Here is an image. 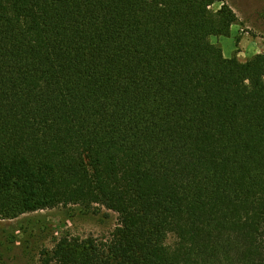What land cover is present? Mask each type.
I'll list each match as a JSON object with an SVG mask.
<instances>
[{
    "label": "trees",
    "instance_id": "obj_1",
    "mask_svg": "<svg viewBox=\"0 0 264 264\" xmlns=\"http://www.w3.org/2000/svg\"><path fill=\"white\" fill-rule=\"evenodd\" d=\"M238 20L225 0H0V218L118 214L42 264H264V53L211 40Z\"/></svg>",
    "mask_w": 264,
    "mask_h": 264
},
{
    "label": "rangeland",
    "instance_id": "obj_2",
    "mask_svg": "<svg viewBox=\"0 0 264 264\" xmlns=\"http://www.w3.org/2000/svg\"><path fill=\"white\" fill-rule=\"evenodd\" d=\"M237 13L230 36H212L225 57L245 61L264 53V0H225ZM222 5L218 2L214 7ZM118 214L100 205H70L0 218V264H42L46 249L64 237H110Z\"/></svg>",
    "mask_w": 264,
    "mask_h": 264
}]
</instances>
